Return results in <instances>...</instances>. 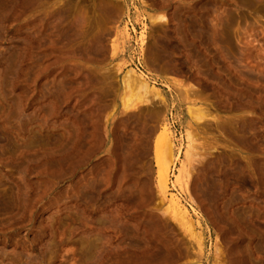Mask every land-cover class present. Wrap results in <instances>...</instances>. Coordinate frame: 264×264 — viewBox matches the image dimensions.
<instances>
[{
  "label": "rangeland",
  "instance_id": "obj_1",
  "mask_svg": "<svg viewBox=\"0 0 264 264\" xmlns=\"http://www.w3.org/2000/svg\"><path fill=\"white\" fill-rule=\"evenodd\" d=\"M0 264H264V0H0Z\"/></svg>",
  "mask_w": 264,
  "mask_h": 264
},
{
  "label": "bare ground",
  "instance_id": "obj_2",
  "mask_svg": "<svg viewBox=\"0 0 264 264\" xmlns=\"http://www.w3.org/2000/svg\"><path fill=\"white\" fill-rule=\"evenodd\" d=\"M134 77V76H133ZM136 80V79H135ZM133 81V80H132ZM137 82V81H136ZM144 85V84H143ZM146 86H147V84H146ZM158 152V146L156 145V153ZM164 176V175H163ZM165 177L167 178V174L165 175ZM164 185V184H163ZM208 185V184H207ZM213 186H214V184H213ZM209 188V187H208ZM163 189H167L166 187H163ZM212 190H213V188H212ZM216 191V190H215ZM211 192V191H210ZM217 194V193H216ZM216 196V195H215ZM209 199V198H208ZM180 215V214H179ZM185 215H187V214H185ZM178 216V215H177ZM185 219V218H184ZM179 220V219H178ZM193 251V250H192ZM243 259V258H242ZM239 260V259H238Z\"/></svg>",
  "mask_w": 264,
  "mask_h": 264
}]
</instances>
